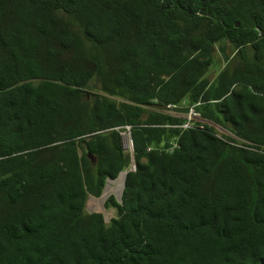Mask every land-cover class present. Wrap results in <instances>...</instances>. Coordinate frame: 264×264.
<instances>
[{
  "label": "trees",
  "instance_id": "16d2710c",
  "mask_svg": "<svg viewBox=\"0 0 264 264\" xmlns=\"http://www.w3.org/2000/svg\"><path fill=\"white\" fill-rule=\"evenodd\" d=\"M0 264H264V0H0Z\"/></svg>",
  "mask_w": 264,
  "mask_h": 264
},
{
  "label": "rangeland",
  "instance_id": "374dc122",
  "mask_svg": "<svg viewBox=\"0 0 264 264\" xmlns=\"http://www.w3.org/2000/svg\"><path fill=\"white\" fill-rule=\"evenodd\" d=\"M223 64V60L219 63L220 65ZM213 68V67H212ZM215 71H212L210 74V79H213L215 76ZM220 129V128H219ZM223 132V130H221ZM123 146L125 149H127V142L123 140ZM124 174H120L115 180H108L103 194L99 198L89 197L87 200L86 210L89 213H102L104 216V220L106 223L110 221L111 218L115 217V211L113 209H106L105 208V202L107 198L110 196L114 197L116 201H120L122 192H123V186H124Z\"/></svg>",
  "mask_w": 264,
  "mask_h": 264
},
{
  "label": "built area",
  "instance_id": "2783aa9c",
  "mask_svg": "<svg viewBox=\"0 0 264 264\" xmlns=\"http://www.w3.org/2000/svg\"><path fill=\"white\" fill-rule=\"evenodd\" d=\"M200 105V102L196 103L195 105L189 106L188 110L186 113H184L182 115V118L184 119L183 123L181 125H179L180 128L182 129H190V128H196L197 126L200 128H203L202 125H206L208 124V122L201 116V114L196 110V108ZM179 108L178 105H174V104H170L166 107V110L168 113H176L177 109ZM217 128V127H216ZM219 129V128H217ZM224 132V131H223ZM224 134L229 135L228 133L224 132ZM121 138H122V142L125 140L127 142V149H125L126 151H128L130 154L133 153V143H132V139L130 137V126H125L124 130L120 133ZM231 136V135H230ZM240 142V139H237ZM151 148H148V151ZM174 149V146L172 148H170L168 151L171 152ZM136 170L135 164L134 162H132L130 164V166L128 167L127 170H125L124 172L120 173V174H124V176L128 173V172H134Z\"/></svg>",
  "mask_w": 264,
  "mask_h": 264
},
{
  "label": "water",
  "instance_id": "95a60500",
  "mask_svg": "<svg viewBox=\"0 0 264 264\" xmlns=\"http://www.w3.org/2000/svg\"><path fill=\"white\" fill-rule=\"evenodd\" d=\"M237 26H239V24L237 23Z\"/></svg>",
  "mask_w": 264,
  "mask_h": 264
}]
</instances>
